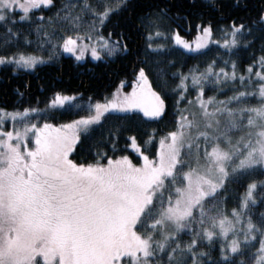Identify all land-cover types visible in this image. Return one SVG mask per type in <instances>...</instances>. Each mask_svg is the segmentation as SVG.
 <instances>
[{"label": "snow or ice", "instance_id": "snow-or-ice-1", "mask_svg": "<svg viewBox=\"0 0 264 264\" xmlns=\"http://www.w3.org/2000/svg\"><path fill=\"white\" fill-rule=\"evenodd\" d=\"M136 3L68 0L57 8L54 0H0L7 36L0 43L22 39L24 45L0 54V65L13 72L53 59L56 49L76 60L86 49L94 59L127 54L131 38L124 24L112 21L121 12L135 16L132 27L143 36L130 91L118 87L103 99L77 103L81 94L57 90L43 107H0V264H264V4L254 18L220 26L224 38L215 43L228 50L227 59L217 53L203 71L183 72L164 53L168 41L190 49L167 27L171 6L159 0L137 12ZM85 22L90 33L113 27L93 40L81 33ZM25 23L27 33L16 27ZM197 29L196 49L212 43L211 23ZM257 39L261 54L254 51L238 73L232 54ZM148 63L163 84L175 81L177 105L172 129L158 138L155 129L146 134L151 155L129 134L134 110L150 120L166 113L165 93L152 87ZM229 85L232 94L221 96ZM209 87L215 95L205 96ZM66 109L72 118L57 123ZM78 148L85 153L80 161L71 158ZM230 184L238 188L228 208Z\"/></svg>", "mask_w": 264, "mask_h": 264}, {"label": "trees", "instance_id": "trees-1", "mask_svg": "<svg viewBox=\"0 0 264 264\" xmlns=\"http://www.w3.org/2000/svg\"><path fill=\"white\" fill-rule=\"evenodd\" d=\"M65 2H68V0H54L57 8ZM92 2L99 6L103 0H92ZM158 2L159 0H138L135 6L136 11L142 10L141 5ZM164 3H168L171 6L172 12V19L167 24L168 28H177L182 35L191 37L197 31V24L211 23L214 32H216V37H219L220 31L218 30L220 26L227 25L229 19L232 18L237 20L240 18L245 20L254 18L258 9L264 4V0H212V3H218L222 6L220 11L212 7L209 0H164ZM55 10V8H52L51 11L45 10L44 16L52 15ZM130 16L131 19H129ZM89 19L90 17H85L86 21ZM117 20L125 25V31L128 32L132 41V43H129V52L127 54H120L114 57L104 56L96 61L78 62L70 55L57 54L55 50L53 59H46L44 63L37 65L32 71L21 72L22 69H18L17 72L19 74L17 75L14 74L10 65H0V106L11 109L14 106L22 107L25 104L35 105L39 103V106L43 107L52 92L57 90H62L69 94L73 92L79 93L83 97V100H78L77 103H86L88 97H91L93 101L103 99L114 89L118 88L122 81L126 80L131 84L135 79V72L138 67L136 58L143 48L142 29L132 27L137 22L135 21V16L129 12L113 15L112 21ZM177 21L181 22L183 27H177ZM16 27L22 28L27 33L28 25L26 23L17 24ZM112 27V23H107L102 28H99V33L107 36L109 29ZM87 29L88 23L85 22L81 25V32ZM113 31V39H115V30ZM254 35L259 37L261 33L256 31ZM0 37H3L7 41V36L2 28H0ZM56 40H60L59 34L53 37V42ZM168 43L171 46L164 50L165 55L168 59L174 60L176 68H180L183 72L204 69L210 61L216 59L217 53H220L221 59H226L229 55V52L222 49L218 44H212L202 51L190 53L171 44V41H168ZM261 44V40L257 39L251 47L245 48L242 43L238 46V50L232 54L231 58L236 60L240 72L254 59V51L256 56L261 54ZM17 47H24L22 39L19 42L13 39L10 43H0V54H8ZM34 47L35 39L32 48ZM45 48L47 50L42 55L47 57L52 49L47 44ZM29 50L32 49L29 48ZM37 54L41 53L38 52ZM144 66L148 69L152 87L165 93L167 109L162 119L158 118L155 120L148 118L141 119L142 113L134 110L130 114L132 123L129 125V134L135 133L137 142L151 155L154 153V146L145 143L146 134L155 129L157 130L156 134L158 138L164 131L172 129L174 127L177 105L174 103L176 95L172 91L175 87V81L169 79L167 84H163L155 73L151 63ZM216 66L220 67L223 65L220 61H217ZM25 84L28 85L27 88L24 87ZM17 88L23 93V96L17 93ZM214 93L215 91L210 87L205 91L206 96ZM194 94L195 92L189 89L188 95L194 96ZM183 106V104L180 105L181 108ZM72 112V109L64 110V115L59 116L56 122L60 123L65 119L72 118ZM115 119V115L108 117L109 121H114ZM104 126L108 125L105 124ZM99 131L100 129L97 128L94 135H98ZM123 143L124 141L122 140L121 144L123 145ZM128 154L134 160L136 159L137 154L134 151L129 150ZM84 156L85 153L79 148L74 154H71V158L78 161ZM88 159H91V157H88ZM256 175L259 177V170H257ZM237 188L236 184L229 185L226 207L231 208L234 205ZM187 238V236L183 237V239Z\"/></svg>", "mask_w": 264, "mask_h": 264}, {"label": "rangeland", "instance_id": "rangeland-1", "mask_svg": "<svg viewBox=\"0 0 264 264\" xmlns=\"http://www.w3.org/2000/svg\"><path fill=\"white\" fill-rule=\"evenodd\" d=\"M176 30H178L177 28H176ZM201 31H202V29H201ZM219 31V30H218ZM217 31V32H218ZM82 34H84V35H91L92 36V39L93 40H95V37H96V35L97 34H100L99 32L98 33H90L89 32V26H88V29L87 30H85V31H83V32H81ZM220 33V36L219 37H216V32H214V30H213V35H212V37H211V41H212V43H209L208 45H205V47H203V48H201V49H196V43L198 42V29H197V31H196V33H193L192 34V36L191 37H186L185 35H182L180 32H179V34L181 35V37H183V39H184V41L186 42V43H188L189 45H190V49H184L183 48V46L182 45H175V46H177V47H180L182 50H184V51H186V52H190V53H196V52H199V51H202V50H204V49H206V48H208V47H210L212 44L213 45H216V43H215V41H217V40H222L224 37L222 36V34H221V32H219ZM56 41H59V40H56ZM55 41V42H56ZM157 42H161V41H157ZM85 43H88V41L87 40H85ZM97 43H98V41H97ZM220 46V45H219ZM221 47V46H220ZM222 48V47H221ZM222 49H224V48H222ZM224 50H227V49H224ZM56 51H57V54H60V53H62V54H67V55H70V56H72L74 59H75V57L71 54V53H67V52H64L62 49H56ZM228 51V50H227ZM104 56H106V55H104L103 53H102V56H101V58L102 57H104ZM228 58V57H227ZM226 58V59H227ZM99 58H93L92 56H91V52H90V49H86L85 50V52H84V54H83V57H82V59H80V60H76V61H78V62H80V61H96V60H98ZM45 62V61H44ZM43 62V63H44ZM42 64V63H41ZM38 65H40V64H38ZM37 66V65H36ZM35 66V67H36ZM34 67V68H35ZM216 67H219V66H216ZM221 67V66H220ZM34 68H32V69H22V71L21 72H24V71H32ZM205 69V68H204ZM204 69H202V70H199V71H203ZM237 72L239 73L240 71H239V69H238V67H237ZM129 83L125 80V81H123V83H120L119 84V88H121L123 91H130L131 90V87H132V82H131V84H129ZM228 87V89L229 90H224V91H222V93H220V95L221 96H228V95H231L232 94V92H231V88L233 87L232 85H229V86H227ZM236 88L238 89L239 88V83H237V85H236ZM189 89H191V85H189ZM115 90V89H114ZM109 95V94H108ZM108 95H106V96H108ZM212 95H215V93L214 94H212ZM105 96V97H106ZM194 96H195V94H194ZM206 96V95H205ZM219 98V97H218ZM253 103H255V100H253L252 101ZM1 107V106H0ZM184 107V106H183ZM182 107V108H183ZM190 108H191V106H190ZM136 111H138L139 112V110H136ZM256 243H258V241L256 242Z\"/></svg>", "mask_w": 264, "mask_h": 264}, {"label": "flooded vegetation", "instance_id": "flooded-vegetation-1", "mask_svg": "<svg viewBox=\"0 0 264 264\" xmlns=\"http://www.w3.org/2000/svg\"><path fill=\"white\" fill-rule=\"evenodd\" d=\"M176 26H177V27H178V26H179V27H183L182 24H181V22H179V21L176 22ZM22 75H23V74H22Z\"/></svg>", "mask_w": 264, "mask_h": 264}, {"label": "water", "instance_id": "water-1", "mask_svg": "<svg viewBox=\"0 0 264 264\" xmlns=\"http://www.w3.org/2000/svg\"><path fill=\"white\" fill-rule=\"evenodd\" d=\"M14 74L17 75V74H19V72L15 71Z\"/></svg>", "mask_w": 264, "mask_h": 264}]
</instances>
